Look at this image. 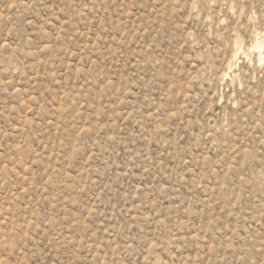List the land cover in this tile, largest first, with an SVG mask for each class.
<instances>
[{"label": "rangeland", "instance_id": "1", "mask_svg": "<svg viewBox=\"0 0 264 264\" xmlns=\"http://www.w3.org/2000/svg\"><path fill=\"white\" fill-rule=\"evenodd\" d=\"M0 264H264V0H0Z\"/></svg>", "mask_w": 264, "mask_h": 264}, {"label": "bare ground", "instance_id": "2", "mask_svg": "<svg viewBox=\"0 0 264 264\" xmlns=\"http://www.w3.org/2000/svg\"><path fill=\"white\" fill-rule=\"evenodd\" d=\"M238 44V43H237ZM241 44V43H240ZM263 45V44H262ZM259 49V42H257L256 43V45H254L253 47H252V52H254L255 50H258ZM251 51V50H250ZM243 54V53H242ZM239 55V54H238ZM260 57V56H259ZM263 58V57H262ZM237 63V62H236ZM233 64V63H232ZM229 67V66H228ZM229 70H231V69H229Z\"/></svg>", "mask_w": 264, "mask_h": 264}]
</instances>
